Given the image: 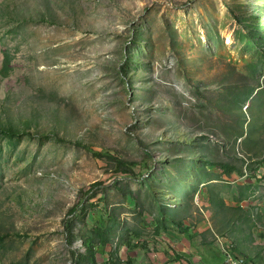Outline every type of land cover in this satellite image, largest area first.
<instances>
[{"label":"rangeland","instance_id":"374dc122","mask_svg":"<svg viewBox=\"0 0 264 264\" xmlns=\"http://www.w3.org/2000/svg\"><path fill=\"white\" fill-rule=\"evenodd\" d=\"M184 220L264 264V0H0V264H166Z\"/></svg>","mask_w":264,"mask_h":264},{"label":"crops","instance_id":"0c3cea01","mask_svg":"<svg viewBox=\"0 0 264 264\" xmlns=\"http://www.w3.org/2000/svg\"><path fill=\"white\" fill-rule=\"evenodd\" d=\"M203 192H205V189L200 188L195 191V194L201 195ZM218 192L219 191H217V193ZM232 200H235V198H233ZM223 202L226 205H228L231 210H235L240 205L243 206L245 210H247V207L245 205H242V203L244 204V202L235 203L233 201L226 202L225 200H223ZM182 224L184 227H183V230H180V232L178 233L179 235H173L171 233V236H170L168 235L169 233H166L167 230L163 231V233L164 234L166 233L168 236L162 237V239L165 238V240H163V242L161 243L162 244L161 253L158 252V255L163 256V257L165 255L166 256L168 255V257L170 256V259L167 258V262L165 260L166 264H176L174 263V256L177 259V261H175V262H178L177 264H179L180 261H182V264H202V262L200 261L201 255L198 250L201 247H205V245L208 244L210 240L208 241L207 237L205 239L204 238L202 239L201 236L203 235H200V234L208 232L207 226L205 225L202 226L199 224L195 226L194 228H192L190 227V224L186 222V220L182 221ZM233 225H234L233 222L229 223L230 228H232ZM162 230L164 229L160 228V231ZM196 230H199V231H196ZM225 239H226L225 242H228L233 245L234 247L233 249L236 253H241L240 252L241 250H246L247 248V243L246 242L239 243V240L237 238L235 239V241L231 240L230 238H225ZM224 264H225V261H224Z\"/></svg>","mask_w":264,"mask_h":264},{"label":"trees","instance_id":"16d2710c","mask_svg":"<svg viewBox=\"0 0 264 264\" xmlns=\"http://www.w3.org/2000/svg\"><path fill=\"white\" fill-rule=\"evenodd\" d=\"M146 157H149L150 155L148 154V152L145 153ZM117 164L124 170V173H127V175L132 176L133 175V167L134 164L133 163H124L121 160L116 159ZM74 210V208H71L69 211L72 212ZM183 230V229H182ZM94 233L95 236L99 237V240H105L108 238V230L104 231L102 229H100V227H95L92 228V232ZM90 238L86 237L85 240L83 241V243L86 245V249L89 250L91 252V255H93V248L90 245ZM78 260V258H76V261Z\"/></svg>","mask_w":264,"mask_h":264},{"label":"built area","instance_id":"2783aa9c","mask_svg":"<svg viewBox=\"0 0 264 264\" xmlns=\"http://www.w3.org/2000/svg\"><path fill=\"white\" fill-rule=\"evenodd\" d=\"M225 256V264H246V260L234 251L232 244L220 241Z\"/></svg>","mask_w":264,"mask_h":264}]
</instances>
